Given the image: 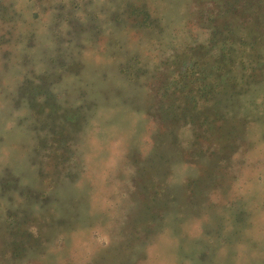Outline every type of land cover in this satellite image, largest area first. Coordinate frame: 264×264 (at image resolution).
I'll return each instance as SVG.
<instances>
[{
	"label": "rangeland",
	"instance_id": "1",
	"mask_svg": "<svg viewBox=\"0 0 264 264\" xmlns=\"http://www.w3.org/2000/svg\"><path fill=\"white\" fill-rule=\"evenodd\" d=\"M0 264H264V0H0Z\"/></svg>",
	"mask_w": 264,
	"mask_h": 264
},
{
	"label": "trees",
	"instance_id": "2",
	"mask_svg": "<svg viewBox=\"0 0 264 264\" xmlns=\"http://www.w3.org/2000/svg\"><path fill=\"white\" fill-rule=\"evenodd\" d=\"M145 9H143V8H138V9H134V11H136V13L138 14V15H140L141 17H142V24H145L146 23V21H147V12H145L144 11ZM133 11V12H134ZM144 14V15H143Z\"/></svg>",
	"mask_w": 264,
	"mask_h": 264
}]
</instances>
